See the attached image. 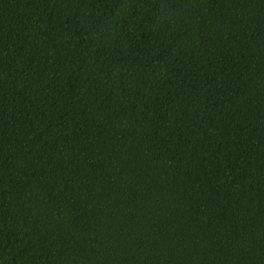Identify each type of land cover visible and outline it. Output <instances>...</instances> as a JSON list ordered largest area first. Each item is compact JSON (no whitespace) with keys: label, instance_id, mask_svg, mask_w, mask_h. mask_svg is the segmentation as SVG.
<instances>
[{"label":"trees","instance_id":"1","mask_svg":"<svg viewBox=\"0 0 264 264\" xmlns=\"http://www.w3.org/2000/svg\"><path fill=\"white\" fill-rule=\"evenodd\" d=\"M0 264H264V0H0Z\"/></svg>","mask_w":264,"mask_h":264}]
</instances>
